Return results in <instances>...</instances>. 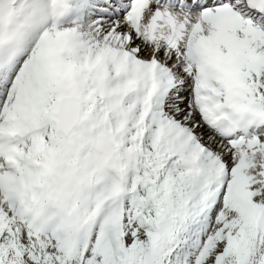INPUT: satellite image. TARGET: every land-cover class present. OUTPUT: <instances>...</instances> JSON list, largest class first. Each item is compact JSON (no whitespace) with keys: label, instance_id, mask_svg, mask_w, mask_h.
<instances>
[{"label":"snow or ice","instance_id":"1","mask_svg":"<svg viewBox=\"0 0 264 264\" xmlns=\"http://www.w3.org/2000/svg\"><path fill=\"white\" fill-rule=\"evenodd\" d=\"M0 264H264V0H0Z\"/></svg>","mask_w":264,"mask_h":264}]
</instances>
